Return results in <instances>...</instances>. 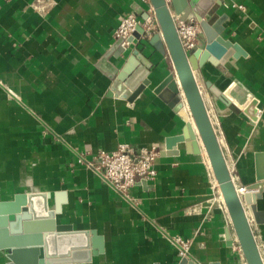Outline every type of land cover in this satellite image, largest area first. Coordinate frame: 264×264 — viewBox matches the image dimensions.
Returning a JSON list of instances; mask_svg holds the SVG:
<instances>
[{
    "label": "crops",
    "instance_id": "crops-1",
    "mask_svg": "<svg viewBox=\"0 0 264 264\" xmlns=\"http://www.w3.org/2000/svg\"><path fill=\"white\" fill-rule=\"evenodd\" d=\"M214 2L226 16L224 38L246 53L227 74L231 87L238 83L258 101L255 124L244 114L219 116L203 87L223 155L236 187L243 188L256 183V155L264 153V0H227L228 8ZM133 3L145 13L152 9L149 0H0V202L32 187L47 191L49 209L59 206V225L102 239V253L76 264H241L208 155L198 138L197 145L186 139L190 111H176L154 92L176 73L169 56L154 61L150 85L132 103L115 97V79L100 67L121 17L134 13ZM204 43L202 35L199 47ZM134 49L114 52L106 66L120 71ZM231 58L232 52L221 61L229 71ZM121 144L136 153L158 151L156 179L139 180L131 191L138 207L77 163V154L88 152L92 160ZM257 212L261 223L249 222L264 262V189ZM174 237L190 241L187 258ZM7 262L0 252V264Z\"/></svg>",
    "mask_w": 264,
    "mask_h": 264
},
{
    "label": "water",
    "instance_id": "water-1",
    "mask_svg": "<svg viewBox=\"0 0 264 264\" xmlns=\"http://www.w3.org/2000/svg\"><path fill=\"white\" fill-rule=\"evenodd\" d=\"M149 3L154 10L158 31L142 39L144 31L139 26L127 39L135 45V49L123 68L119 71L106 66L114 52L116 56L125 53L123 39L114 42L100 67L115 79L112 87L115 97L132 103L150 85L148 75L154 61L160 56H169L176 73L165 78L154 92L176 111L184 107V101L187 103L197 135L189 124L185 131L186 139L197 145L199 138L203 144L214 178L220 192L224 193V204L246 263L264 264L249 222V218H254L256 223H261L257 201L261 199L264 189V153L256 155V183L237 188L203 95L204 87L216 115L244 114L251 124H255L259 112L257 99L236 82L231 87L234 80L227 77V74L235 72L238 67L236 61L245 58L246 53L239 45L224 38L226 16L218 14L219 2L173 0L170 7L165 0H149ZM131 7L141 19L149 17L138 4L133 3ZM172 13L180 15L185 22L191 19L200 22L205 38L203 47L190 52L184 50ZM147 51L151 52L149 57L146 56ZM230 52L232 69L229 71L221 61ZM209 65L218 73L211 74ZM197 73L201 75L204 85L198 82ZM212 78L215 81L211 82ZM230 89L232 98L227 95ZM256 131L251 142L257 137ZM240 190L244 191L239 193ZM49 198L47 191L32 187L31 192L16 194L12 201L0 202V252L5 253L8 260L6 264L88 263L94 255L103 252L102 239L96 233L74 231L70 225H59L56 221L59 206L50 210ZM182 264H188V260L184 259Z\"/></svg>",
    "mask_w": 264,
    "mask_h": 264
},
{
    "label": "built area",
    "instance_id": "built-area-1",
    "mask_svg": "<svg viewBox=\"0 0 264 264\" xmlns=\"http://www.w3.org/2000/svg\"><path fill=\"white\" fill-rule=\"evenodd\" d=\"M173 0H165L168 7L171 6ZM225 7L227 0H222ZM233 7L242 8L236 4ZM146 20H141L135 13L127 14L121 17L119 25L115 31V41L123 39L122 47L128 50L131 44L128 38L140 26L144 33L142 39L150 37L154 32L158 31L153 8L148 13ZM176 29L180 38L182 47L186 52H190L199 48L203 29L199 21L191 19L189 22L182 20L180 15L172 13ZM88 153V152H87ZM87 153L77 154V163L85 165L93 170L101 181L106 183L115 193L120 195L125 201L130 202L134 207H138V201L131 193L139 180L153 182L157 177L156 160L158 151L156 148L142 149L136 153L130 144H121L112 152L98 151L92 160L86 159ZM210 169V168H209ZM174 246L183 258H187L190 249V241L174 237L172 239ZM236 251L242 253L241 247L236 245ZM243 254V253H242ZM241 264H246L243 255Z\"/></svg>",
    "mask_w": 264,
    "mask_h": 264
},
{
    "label": "bare ground",
    "instance_id": "bare-ground-1",
    "mask_svg": "<svg viewBox=\"0 0 264 264\" xmlns=\"http://www.w3.org/2000/svg\"><path fill=\"white\" fill-rule=\"evenodd\" d=\"M184 107H185V109H188V105H187V103L184 101ZM188 111H189V109H188ZM192 119V118H191ZM190 121V120H189ZM191 122L192 123H190V125H191V127H192V130H193V132H194V134L195 133H197V129H196V127H195V125H194V123H193V120H191ZM200 141V143H202L201 142V140L198 138V142ZM203 145V144H202ZM206 153V152H205ZM207 154V153H206ZM210 161V160H209ZM210 166H211V163H210ZM211 171H212V166H211ZM212 173H213V171H212ZM214 175V174H213ZM241 191V190H240ZM219 199L222 201V204L224 205V207L226 208V206H225V204H224V193H219ZM226 210H227V208H226ZM243 253V252H242ZM246 262V261H245ZM247 264V263H246Z\"/></svg>",
    "mask_w": 264,
    "mask_h": 264
}]
</instances>
